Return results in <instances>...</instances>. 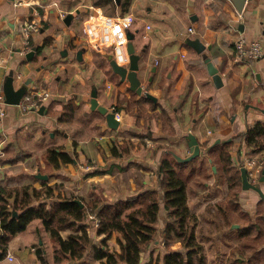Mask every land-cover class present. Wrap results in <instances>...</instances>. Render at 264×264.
Masks as SVG:
<instances>
[{"label": "crops", "instance_id": "0c3cea01", "mask_svg": "<svg viewBox=\"0 0 264 264\" xmlns=\"http://www.w3.org/2000/svg\"><path fill=\"white\" fill-rule=\"evenodd\" d=\"M94 8L113 16H136L131 30L140 55L139 77L158 99L152 112H166L170 124L154 117L142 119L141 125L138 115L124 104L117 112L113 110L130 99L133 91L128 81L115 85L111 52L96 51L83 33ZM254 8L257 11L252 13ZM69 14L72 19L67 24ZM33 20L39 29L27 36L24 27ZM241 36L260 40L264 48V0H247L242 13L232 0H0V84L12 72L16 88L32 80L28 89L51 93L43 113L41 108L24 110L8 104L7 115L0 119V188L19 183L39 190L53 187L54 195L43 199L48 206L71 197L90 202L96 195L108 200L103 204L114 203L156 191L161 205L157 227L163 231L161 164L167 158L176 161L174 153L181 157L191 154L190 132L201 145L198 160L208 157V163L214 162L207 150L218 139L233 142L231 155L236 166L247 156L264 158V151L255 153L243 140L234 141L258 120L264 121V55L249 63L234 62L235 42ZM188 38H200L206 50L197 52L187 43ZM47 39L50 43L45 44ZM34 47L35 54L28 58ZM79 50H83L81 58ZM204 54L219 69L222 87L215 85ZM93 86L98 101L120 115L118 129L110 128L106 116L91 109ZM246 91L251 103L244 105ZM114 145L120 155L112 154ZM52 146L64 147L74 162L60 169L48 166L45 153ZM38 173L48 179L39 178ZM214 173L217 177L218 168ZM259 185L264 191V182ZM7 199L13 202L15 195ZM239 200L254 214L260 196L242 189ZM47 230L43 219H34L12 236L0 264H42L36 250L41 247L46 255ZM233 235L222 229L217 237L224 264L231 243L238 245L231 239Z\"/></svg>", "mask_w": 264, "mask_h": 264}, {"label": "trees", "instance_id": "16d2710c", "mask_svg": "<svg viewBox=\"0 0 264 264\" xmlns=\"http://www.w3.org/2000/svg\"><path fill=\"white\" fill-rule=\"evenodd\" d=\"M48 43L50 39L45 41V44ZM132 93L138 96L135 91ZM141 101L152 103L153 110L157 109L158 104L148 98L135 100L136 103ZM121 108L117 104L114 111L117 112ZM134 112L138 115L141 125L142 119L145 121L150 119L138 113V110ZM156 117H161L165 124H170V117L166 112L158 113ZM236 139L243 140L255 153L264 151V121L258 120L253 127L237 135L234 141ZM232 144V141L220 142L207 150L217 164V175L228 182L229 190L225 203L216 204L222 222L220 220L219 224L215 222L213 224L215 223L217 228L220 226L226 231L233 232L231 239L238 242L236 247L232 243L229 246L230 253L225 264H258L259 261H264V256H260L264 253V200L260 198L254 214H250L241 205L239 200L243 189L241 166L234 165L231 155ZM112 154L120 155L117 145L112 147ZM45 158L46 164L53 169H60L74 162V157L62 146L48 148ZM197 161L198 157L189 162L167 158L161 164L166 214L165 227L162 231L164 245L168 249L175 238L182 242L186 252L168 249L162 262L158 260V264H207L204 246L199 241L202 232L201 218L188 204L189 183L192 177L207 175L205 169L199 171L196 167L190 166ZM188 167L192 168L186 172ZM204 177L207 178L208 175ZM6 192V187L0 188V259L6 256L12 236L24 231L29 223L37 218L46 222L57 241L58 250L69 260H82L91 247L92 258L96 261L94 264H142L144 248L153 242L159 232L157 223L160 219L161 205L156 191H148L133 198L106 204H100L97 198H93L90 202L80 199L84 203L83 206L74 201L75 197L57 200L48 206L43 199L54 195L53 187L39 190L27 185L21 193L20 190L13 194ZM12 195H15V200L9 202L7 198ZM35 200L37 204L33 203ZM14 211H17L18 215L15 216ZM91 213H96L100 219V226L93 229L102 236L101 244H96L92 240L90 233L92 224L87 221ZM233 224L241 226L234 228ZM69 229L73 231L64 236L63 232ZM113 233L119 235L117 241L123 250L122 253L111 252L106 246L107 240ZM36 251L41 263L49 264L44 250L39 247ZM55 260L60 261L59 258Z\"/></svg>", "mask_w": 264, "mask_h": 264}, {"label": "rangeland", "instance_id": "374dc122", "mask_svg": "<svg viewBox=\"0 0 264 264\" xmlns=\"http://www.w3.org/2000/svg\"><path fill=\"white\" fill-rule=\"evenodd\" d=\"M250 61H253V60H249L247 62L249 63ZM111 70L112 68L110 69V71ZM112 78L114 79L113 81L115 85L119 86V84L117 83L120 82V76L117 75L113 71ZM235 91L236 93L238 92L237 88ZM246 94H247V91L243 95V101L245 102L244 105H246L247 103H251L249 102V98L245 97ZM131 96L132 97H130V99H127L124 102H119V106L123 107V104H124L126 105L127 109L132 110L133 112L138 110V113L142 114L143 116L149 117L150 118V119L148 118L149 120L153 119L154 117L158 115V113L154 114L152 112L154 108V105L152 103H148L144 101L136 103L135 100L137 99V97L132 92H131ZM263 104L264 102H262V105ZM206 158L207 159H204V160H198L197 162L194 163V165H190V166L196 167V169L197 170L199 169V171L201 169H205V174H207L208 177L207 178L204 177L207 175H195L194 177H192L189 183V199H191L190 201L193 204L192 209L195 212H197L201 218L200 227L202 228V232L200 233L199 241L202 242V245L204 246V252L207 256V264H224L223 259H221L220 254H219V252L221 251V248L219 246L220 243L217 238L223 228H221L220 226L219 228H217L214 224L220 223L221 218H220V215L217 213L216 204L225 203V199L227 198V195L229 192L228 182L226 180L224 181V179H222L221 176H217V177L215 176V173L212 169V165L214 166L216 164L215 162L208 163V157ZM190 168L192 167H188L186 169V172L189 171ZM19 184L21 185L7 187L8 189L6 193L13 194L15 191H18V190H20V193H21L22 189L26 185L24 183L23 184L19 183ZM80 197H85V196L81 195ZM95 198H97L100 204H103V201H108L103 196L96 195ZM239 199H240V196H239ZM91 214H94L96 216V213H91ZM87 221L91 222L92 224V226H90V233H91L93 242L96 244H101L102 236L98 235L95 229H93L95 228L93 225V220L90 219ZM43 222L45 224V231L48 229L50 233V235L45 236V242H44V245H46L47 247V253L45 255L47 260L51 261V264H70L73 260H69L66 255H64L62 252H60V250H58V244H57V241L53 237L52 231L48 228V225L46 224L44 220ZM213 222L215 223L213 224ZM159 226H161V222ZM71 231L73 230L69 229L67 231H64L63 235L67 236ZM197 231L199 232V228L197 229ZM118 236H119L118 233H113V235L106 242V246L108 250L111 252H116L117 254L123 252L121 246L119 245L117 241ZM168 249L170 250L178 249L183 252H186V249L184 248L182 242L175 238L173 239ZM168 249L164 245L163 233L162 231L159 230L153 242L149 246H146L144 248L142 252V260H141L142 264H145L148 262H152L151 264H158V260L162 262V258L164 254L168 251ZM260 256L263 257L264 253H261ZM92 257H93L92 248L89 247L87 256L84 257L80 261H75V264H94L96 261ZM55 258H59L60 261L57 262ZM258 264H264V261H259Z\"/></svg>", "mask_w": 264, "mask_h": 264}, {"label": "built area", "instance_id": "2783aa9c", "mask_svg": "<svg viewBox=\"0 0 264 264\" xmlns=\"http://www.w3.org/2000/svg\"><path fill=\"white\" fill-rule=\"evenodd\" d=\"M136 21L137 18L133 14L113 16L106 14L102 8H94V12L84 22L83 33L96 51L103 52L108 49L119 64L125 65L130 61L129 38L126 29L128 27L132 29ZM147 28L151 29L152 27L148 25ZM38 29L39 24L35 20L26 23L24 27L27 36H30L33 31ZM194 31L192 27L189 28V32L193 33ZM263 55V43L258 39L248 40L241 36L235 42L234 62L259 60ZM50 99L51 93L49 90L33 87L27 90L18 105L24 110H37L42 106H47ZM7 106L3 85L0 84V119L7 115ZM116 115L120 120V115L118 113ZM239 165L247 167L251 183H260L264 169V158L259 159L254 156H247L243 162H239ZM89 219L93 220L95 229L100 226V219L94 214H90ZM9 259L13 260L14 257L10 255Z\"/></svg>", "mask_w": 264, "mask_h": 264}, {"label": "water", "instance_id": "95a60500", "mask_svg": "<svg viewBox=\"0 0 264 264\" xmlns=\"http://www.w3.org/2000/svg\"><path fill=\"white\" fill-rule=\"evenodd\" d=\"M238 10V12L242 13L243 9L245 7V4L247 0H232ZM257 11L256 8L252 9V13H255ZM72 19V15L69 14L66 17L67 24L70 23ZM127 35L129 38L128 42V50L130 54V61L128 64H119L113 56L110 58V64L113 69V71L120 76V80L122 82L128 81L130 84V88L132 91H135L138 95L144 96L145 98H148L154 102H157L158 99L156 96H154L148 89V87L143 85L142 80L139 77V70H140V55L136 53L135 46L132 42L134 39V33L132 32L131 28H127ZM187 43L194 48L197 52L202 53L206 50V45L202 42L200 38H188ZM210 48V47H209ZM36 47L33 48V50L28 53L27 57L32 58L35 54ZM83 53V50L78 51V56L81 58V55ZM204 60L207 64V68L209 73L212 75L214 83L217 87H222L224 84L223 77L219 73V69L214 65L211 57H209L207 54H204ZM32 82V80H27L21 86L18 88L15 87L14 84V76L13 73L10 72V74L5 78V81L3 83V89L5 93V101L7 104L10 105H18L20 104L23 96L26 94L28 90V85ZM97 87L93 86V90L91 92V109L96 110L97 112L103 114L106 116L108 126L112 129H118L120 126V120L117 118V115L115 112L110 111L109 107L100 103L97 99ZM45 110V106H42L40 109V112L43 113ZM261 111L264 113V109H261ZM189 148L191 151V154L187 157H181L174 153V156L176 159L180 162H189L196 157H198L201 154V145L199 143L198 138L195 134L189 133ZM226 140L218 139L215 143L225 142ZM211 160V159H210ZM214 172L217 171V167L213 166ZM241 173H242V188L244 190H254L256 191L260 198L264 200V191L258 184H253L249 180L248 177V169L247 167L243 166L241 167ZM37 176L42 179H48V176L45 174L38 173ZM264 182V169L262 172V176L260 178V183ZM74 201L78 202L81 206L84 205V203L78 199L75 198ZM14 215H18L17 211H14ZM234 227H239L238 224H234Z\"/></svg>", "mask_w": 264, "mask_h": 264}]
</instances>
